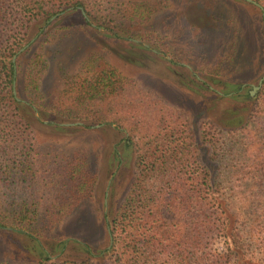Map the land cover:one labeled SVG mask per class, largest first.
Here are the masks:
<instances>
[{
  "label": "trees",
  "instance_id": "trees-1",
  "mask_svg": "<svg viewBox=\"0 0 264 264\" xmlns=\"http://www.w3.org/2000/svg\"><path fill=\"white\" fill-rule=\"evenodd\" d=\"M256 2L264 7V0ZM37 3L36 9L24 0H0V225L23 228L41 239L95 195L100 153L41 141L39 131L59 128L68 134L73 129L89 131L90 123H101L100 130L113 129V123L129 132L136 154L130 192L110 215L114 240L106 251L113 264H264V82L260 92L251 97L240 83L227 80L220 88L229 94L225 98L216 91L219 85L212 83L211 88L200 83L222 102L217 107L223 113L210 110L209 126L206 121L197 132L180 112L165 105L157 92L124 73L103 50L91 51L71 74L61 67L62 87L49 96L43 93L40 79L49 67L43 43L52 34L44 32L36 45L18 56L17 62L12 57L34 33L41 18L44 22L64 6L78 10L85 4L78 0ZM249 4L261 14L260 7ZM131 5L139 18L161 10L166 3L154 0ZM224 10H210V19L217 28L235 20L232 10ZM121 12L125 18V10ZM94 18L126 33L119 26L120 18ZM82 23L80 27L87 30L89 23ZM72 28H64L66 32L61 36L76 40ZM239 36L234 34L233 52L220 56L222 61L232 63L233 53L239 54ZM113 38L160 58L138 43ZM14 80L18 93L48 113L52 121L49 125L34 116L30 105L16 100ZM67 121H81L84 127H61L56 123ZM214 128L227 134L225 152L235 174L249 188L239 196L244 204L241 209L233 201L237 196L223 191L214 153L218 142L211 131ZM115 159L117 164L122 162L119 153ZM150 172L156 177L163 175L162 188L153 191L147 186ZM79 217L82 221L76 227L92 225L86 212ZM99 231L104 229L100 227ZM18 233L37 251L44 252L35 238ZM82 247L87 249V245ZM20 264L95 263L89 254L81 260H51L39 254L38 260Z\"/></svg>",
  "mask_w": 264,
  "mask_h": 264
},
{
  "label": "rangeland",
  "instance_id": "rangeland-1",
  "mask_svg": "<svg viewBox=\"0 0 264 264\" xmlns=\"http://www.w3.org/2000/svg\"><path fill=\"white\" fill-rule=\"evenodd\" d=\"M24 1L29 2L36 9L39 6L38 0ZM78 1H82L85 7L78 6V10H75L72 5L64 6L44 22L41 18L34 33L16 52L15 62L21 53L40 41L44 32L52 34L50 39L43 43L49 67L40 79L43 93L49 96L57 94L62 87L61 67L71 74L91 51L103 50L109 60L119 66L124 73L133 76L146 88L157 92L165 105L180 112L197 132L204 122L207 121L206 126H209L210 110L216 111L219 115L223 113V109L219 110L217 107L221 101L200 83H205V86L211 85V88H214L212 83L219 85L216 91L225 98L229 95L220 90L225 81L233 80L240 83V87L249 94L264 75V18L262 11L260 14L248 0L247 3H241L240 0H163L166 3L164 8L139 18L134 15L131 3L154 0ZM79 7L84 9L91 23L84 17ZM225 8L232 10L231 16L235 20L217 28L210 19V10L217 9L222 13ZM123 9L125 18L121 17ZM87 11L91 15H88ZM107 15L120 18L119 22L122 24L119 26L126 33L107 27L102 21L94 18L98 16L104 19ZM261 17L262 22L259 21ZM83 21L89 23V26H86L87 30L80 27ZM69 26H72V31L77 33L78 38L74 41H68L61 36ZM235 33L240 34L239 54L233 53L232 63L222 61L220 56L230 53V50L233 52L232 41ZM58 36L61 38L59 39ZM113 36L138 43L160 58L155 59L151 54L145 53L142 47H132L126 42L117 41ZM209 39L210 42L207 43ZM27 44L28 46L20 51ZM15 67L17 72V64ZM15 88L16 96L20 99L18 102L30 105L34 116L37 118L36 112H38L41 120L37 119L49 125L44 122H52L48 118V113L18 93L17 80H15ZM261 88L251 97H255ZM68 122L70 121L65 123ZM98 124L101 123L88 124L89 131L73 129L69 130L68 134L62 133L66 130L52 127L53 131H39L41 141L52 140L71 148H88L92 152L100 153L97 162L99 182L91 199L80 204L72 214L41 239L23 228L0 225V263L20 264L25 261H36L39 254L51 260H81L89 254L95 264H113L110 253L106 251L109 244L107 225L130 192L136 173V154L134 142L129 138L127 130L113 123L111 125L113 129L100 130L102 124L97 127ZM74 126L76 125L67 127ZM80 126L84 127V123L82 122ZM214 130L216 129H211L212 132H215ZM214 136L218 138L214 153L219 162L223 191L228 196H237L233 201L235 207L241 209L244 204L239 196L249 188L246 182H241L240 176L235 174L236 171L225 152L227 134L218 130ZM117 153L122 156V162L118 164L115 159ZM148 185L153 191L162 188L163 175L156 177V174L151 173L147 180ZM82 212L88 214V220L92 223L90 227L82 223L76 227L75 224L82 221L79 219ZM100 227L104 232L99 234ZM241 227L244 228L245 225L241 224ZM20 231L35 238L44 252L37 251L29 239L19 235ZM85 240L90 244L85 243ZM83 245H87V249H84ZM218 246L221 244L218 243Z\"/></svg>",
  "mask_w": 264,
  "mask_h": 264
},
{
  "label": "water",
  "instance_id": "water-1",
  "mask_svg": "<svg viewBox=\"0 0 264 264\" xmlns=\"http://www.w3.org/2000/svg\"><path fill=\"white\" fill-rule=\"evenodd\" d=\"M248 1H250V2H252V3H254V4H256L258 7H260L261 8V10H262V14H263V18H264V7L261 5V4H259L258 2H256V1H254V0H248ZM81 10H82V13H83V15H84V17L91 23V21L88 19V17H87V15H86V12L84 11V9L82 8V7H79ZM72 9V8H71ZM28 46V44L27 45H25L20 51H23L26 47ZM16 57H17V55L15 54L14 56H13V58H12V61L15 63V59H16ZM263 82H264V75L260 78V80H259V82H258V84L257 85H254L253 86V89L250 91V93H249V95L250 96H253L254 94H255V92L257 91V90H259L261 87H262V85H263ZM13 95H14V97L16 98V100L17 101H20V99L16 96V88H15V80H14V82H13ZM229 95V94H228ZM33 108L34 109H36V107L35 106H33ZM37 114V118L39 119V120H41V118H40V116H39V114H38V112H36ZM45 123H49L50 121H44ZM82 124V122H68V123H59V125H63V126H73V125H81ZM101 124H98L97 125V127L98 126H100ZM107 228H108V234H109V244H108V246L106 247V250H110L111 248H112V245H113V235H112V232H111V228H110V226L109 225H107ZM48 257H50V256H48Z\"/></svg>",
  "mask_w": 264,
  "mask_h": 264
}]
</instances>
